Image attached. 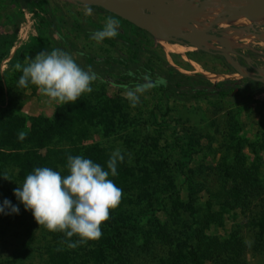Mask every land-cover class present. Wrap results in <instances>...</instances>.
I'll use <instances>...</instances> for the list:
<instances>
[{
    "label": "rangeland",
    "instance_id": "1",
    "mask_svg": "<svg viewBox=\"0 0 264 264\" xmlns=\"http://www.w3.org/2000/svg\"><path fill=\"white\" fill-rule=\"evenodd\" d=\"M36 1L0 0V203L20 209L0 215V264H264V23L229 14L201 35L204 49L185 44L182 57L167 55L149 25L98 12L87 0H46V23L30 5ZM184 1L157 7L173 24L168 30H204L226 8L192 0L190 10H177ZM237 7L250 19L260 10ZM185 12L198 20L182 19ZM108 17L119 34L98 43L92 37ZM32 36L90 67L93 91L65 105L20 85L23 67L42 52L28 47ZM202 71L222 76L212 81ZM145 84L133 106L127 92ZM55 113V129L42 137ZM117 152L123 161L109 179L121 202L98 240L47 230L13 195L36 168L30 153L66 176L69 156L107 170Z\"/></svg>",
    "mask_w": 264,
    "mask_h": 264
},
{
    "label": "clouds",
    "instance_id": "2",
    "mask_svg": "<svg viewBox=\"0 0 264 264\" xmlns=\"http://www.w3.org/2000/svg\"><path fill=\"white\" fill-rule=\"evenodd\" d=\"M93 9H85L91 16ZM118 21L108 17L102 30L94 33L93 39L102 42L118 36ZM23 67L19 84L36 86L46 97L60 104H75L82 95L93 91L91 84L97 75L89 67L81 68L65 51L55 49L50 53L40 52L29 59ZM17 67H21L17 65ZM151 85H138L127 92L135 106L137 94H143ZM123 161L118 152L113 153L107 170L83 156L67 158L68 175L49 167H37L28 174L13 195L31 211L36 223L51 232H64L67 237L78 236L81 242L98 240L102 236L101 225L109 219L110 210L116 209L122 197L119 188L109 176L117 175V163ZM20 209L10 200L0 203V215L19 214ZM75 246V245H71Z\"/></svg>",
    "mask_w": 264,
    "mask_h": 264
},
{
    "label": "water",
    "instance_id": "3",
    "mask_svg": "<svg viewBox=\"0 0 264 264\" xmlns=\"http://www.w3.org/2000/svg\"><path fill=\"white\" fill-rule=\"evenodd\" d=\"M87 1H89L91 4H93L95 6H99V7H102L103 9H105L107 11H110L113 14L123 16L126 19H128V18L125 17L124 15L118 13L114 9V7H117V8L123 7V6L137 7V8H139L140 14L144 17V20L140 21V22L133 21L136 24H142V23L145 24L146 21H151L160 37L167 39L171 43H178L180 45H185V44L196 45L202 49H204V47L201 46V44L198 43V41L196 39H198L201 35H205L208 30L212 29L213 25L217 24L219 19L226 18L227 15L235 14L236 12H238L239 14H244L241 11H237V8H239V7H237L236 9H233L231 11H227L229 8H231L232 6H235L238 2H242V1L243 2H249L247 7L243 6L244 8H242V9H245L246 12H248V13L253 8L261 9L264 7V0H226L228 2L226 8L223 9L222 11L218 12L214 16V18L211 20V22L206 27V29L190 34V33L171 31V30L164 28L161 25V18L163 16L157 10V7H160L162 5V3H164V2L176 4V1H174V0H115L114 2L107 3V4L101 3L98 0H87ZM178 1H184V0H178ZM192 6H193V3H192V0H190L186 8L176 7V9L179 11H185V10H190L192 8ZM128 20H130V19H128ZM183 41H185L187 43H183Z\"/></svg>",
    "mask_w": 264,
    "mask_h": 264
},
{
    "label": "bare ground",
    "instance_id": "4",
    "mask_svg": "<svg viewBox=\"0 0 264 264\" xmlns=\"http://www.w3.org/2000/svg\"><path fill=\"white\" fill-rule=\"evenodd\" d=\"M98 1L101 2V3L107 4V3L114 2L115 0H98ZM208 1H209V4H208L206 10H209V11H211L213 8L214 9L215 8H222V7L225 8L227 6L226 0H208ZM182 3H185V1L177 2L176 5L180 6V5H182ZM247 3L248 2L238 3L235 6H232L231 9L232 8L236 9L237 6H244ZM165 8L169 9L170 7L166 6V7L163 8V10H165ZM114 9L118 13L124 15L125 17H127L128 19H130L132 21L140 22V21L144 20V17L140 14L139 8H137V7L123 6V7H119V8L114 7ZM185 13H189V15L186 14V16H181L182 19L190 20L192 22L198 20V15H196L194 13H190V12H185ZM205 14H206V12L203 14V16ZM253 16H254L253 19H250L247 15H239V14H237V15H230V18H232L231 21H237V22H250L251 23V22L259 21V22L264 23V7L261 8L258 12H255V14ZM145 24L149 25V27L154 31L156 39L159 41L160 45L162 46V48L164 49V51H165V53L167 55L174 53V54H180L182 57H184V53L188 49L186 46L179 45L177 43H171V44L167 43L165 38H162V37H160L158 35V33H157V31H156V29H155V27H154V25H153V23L151 21H146ZM161 25L164 28H167V29H171L173 27V24L171 22H169V20H167L166 17H162L161 18ZM194 27L192 25V26L189 27V29L191 31H195L196 29H199L198 27H196V29H191V28H194ZM198 32H199V30H198ZM204 39H206V37ZM207 39H210V36L209 37L207 36ZM262 39H264V36H262ZM197 41H198V43L201 44L202 41H203V37L200 36ZM202 72L204 73V75L208 79H210L212 81L216 80V79H218L219 77L222 76V75L215 74V73H210V72H207V71H202Z\"/></svg>",
    "mask_w": 264,
    "mask_h": 264
},
{
    "label": "trees",
    "instance_id": "5",
    "mask_svg": "<svg viewBox=\"0 0 264 264\" xmlns=\"http://www.w3.org/2000/svg\"><path fill=\"white\" fill-rule=\"evenodd\" d=\"M46 4H47V1L46 0H38L35 3L30 4L32 6L33 10L35 11V14H37L38 16H40V20L43 23H46L47 22V19H46L47 10L45 9L46 8ZM95 8H96V10H98V12H102V13H107V14L113 15L112 12L103 9L102 7L95 6ZM105 41L109 42L108 39H105ZM28 47L29 48H37L40 51H46V52H49V53L52 51L51 48H49V47H47L45 45L43 39L40 36H32L30 38V42L28 43ZM255 84H257V82L251 80V85L254 86ZM219 85H220V83H216L214 86L215 87H218ZM2 92H3V87H2V85L0 83V94ZM196 94L198 96H200V95L204 94V91H202V90L201 91H197ZM54 117H55V119L51 123V126L47 127L46 129L44 128V129H42V130L39 131V133H43V136L42 137H45L46 136V134H44V133L48 132L49 130L53 131L55 129V126H56L55 123L58 120V115L55 113L54 114ZM55 131H57V130H55ZM40 137H41V135H40ZM45 138H43V139H45ZM43 139L40 138V140H38V143H37L38 146L37 147L43 148V146H44V143L42 142ZM29 156L35 158L34 167H36V168L37 167H45L44 162H45L46 158L44 156L39 155V153H32V154L30 153ZM120 227H118V229Z\"/></svg>",
    "mask_w": 264,
    "mask_h": 264
},
{
    "label": "flooded vegetation",
    "instance_id": "6",
    "mask_svg": "<svg viewBox=\"0 0 264 264\" xmlns=\"http://www.w3.org/2000/svg\"><path fill=\"white\" fill-rule=\"evenodd\" d=\"M113 15H115V14H113ZM183 43H187V42L183 41ZM217 53H219V52H217ZM225 56H227V55H225ZM235 56H236V55L234 54V57L232 58L233 61H236ZM237 58H238V59H242L243 56L239 54V55L237 56ZM245 78H249V77H245ZM249 79H251V78H249ZM252 79H253V78H252ZM253 80H254V79H253ZM256 81L258 82V80H256Z\"/></svg>",
    "mask_w": 264,
    "mask_h": 264
}]
</instances>
